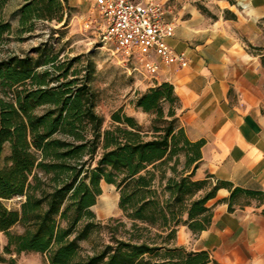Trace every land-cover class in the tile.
Listing matches in <instances>:
<instances>
[{"label": "trees", "instance_id": "trees-1", "mask_svg": "<svg viewBox=\"0 0 264 264\" xmlns=\"http://www.w3.org/2000/svg\"><path fill=\"white\" fill-rule=\"evenodd\" d=\"M0 46L31 37L42 24L66 27L67 0H20L4 19ZM26 36L25 38H22ZM36 55L35 58L32 55ZM45 42L24 55L0 54V233L7 254L34 253L46 264H210L206 251L176 246L178 228L193 235L209 228L207 202L227 189L228 211L264 203V193L194 180L204 141L190 142L178 124L180 104L169 83L137 93L132 105L149 114L145 131L121 109L104 119L95 111L92 65L82 56L60 58ZM9 155L1 162L4 147ZM115 188L122 219L102 225L92 211L101 185ZM243 197L244 204L237 203ZM21 198L19 209L5 202ZM21 233H11L14 226ZM106 229L109 241L84 254L80 243ZM213 264H217L213 262Z\"/></svg>", "mask_w": 264, "mask_h": 264}, {"label": "crops", "instance_id": "crops-1", "mask_svg": "<svg viewBox=\"0 0 264 264\" xmlns=\"http://www.w3.org/2000/svg\"><path fill=\"white\" fill-rule=\"evenodd\" d=\"M67 1L73 12L84 10L87 1L94 8L93 0ZM157 2L173 25L168 46L189 65L159 64L151 79L173 87L187 139L204 141L194 180L211 176L213 182L264 193V0ZM228 197L220 189L207 202V230L193 235L178 228L176 246L208 252L210 264H264V203L229 212Z\"/></svg>", "mask_w": 264, "mask_h": 264}, {"label": "rangeland", "instance_id": "rangeland-1", "mask_svg": "<svg viewBox=\"0 0 264 264\" xmlns=\"http://www.w3.org/2000/svg\"><path fill=\"white\" fill-rule=\"evenodd\" d=\"M19 4L20 0H8L3 11L4 19L9 21L14 29L17 27V19L12 14ZM86 4L84 10L71 12L66 27L53 26L56 34L52 38L51 32L39 23L35 33L24 41H17L15 36H10L9 41L0 46V54L24 55L33 48L51 41L55 50L61 52L60 58L84 57L83 61L89 60L92 65L91 85L97 94L95 111L104 119V128L111 124V114L121 109L147 131L150 129L153 117L135 109L132 102L137 93H143L157 83L151 79V75L144 72L140 64L133 60H123L108 44L102 42L101 17L98 12L91 9V3L87 1ZM32 56L35 58L36 55ZM8 155L9 149L5 146L1 155L2 164L5 163L4 160ZM101 189L102 194L97 198L92 211L102 225L113 226L110 220L122 219L118 209V194L112 186L102 184ZM20 201L21 198H14L4 204L7 208L16 210L19 209ZM245 202L243 197L237 199L239 204ZM10 232L19 234L22 230L17 225ZM108 241V231L101 229L93 233L88 241L81 242L80 246L84 254H91ZM5 245L6 238L0 233V264H46L45 257L38 254H7L4 251Z\"/></svg>", "mask_w": 264, "mask_h": 264}, {"label": "built area", "instance_id": "built-area-1", "mask_svg": "<svg viewBox=\"0 0 264 264\" xmlns=\"http://www.w3.org/2000/svg\"><path fill=\"white\" fill-rule=\"evenodd\" d=\"M93 10L101 17L102 42L123 60L140 64L153 76L159 64L186 68L189 60L167 44L173 25L164 20L157 0H93ZM155 56L157 61L151 60Z\"/></svg>", "mask_w": 264, "mask_h": 264}]
</instances>
